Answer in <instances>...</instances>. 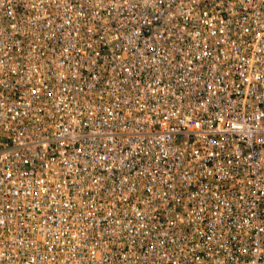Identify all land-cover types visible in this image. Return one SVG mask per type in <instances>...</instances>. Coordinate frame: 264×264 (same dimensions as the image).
Segmentation results:
<instances>
[{"label":"built area","instance_id":"built-area-1","mask_svg":"<svg viewBox=\"0 0 264 264\" xmlns=\"http://www.w3.org/2000/svg\"><path fill=\"white\" fill-rule=\"evenodd\" d=\"M0 264H264V0H0Z\"/></svg>","mask_w":264,"mask_h":264}]
</instances>
